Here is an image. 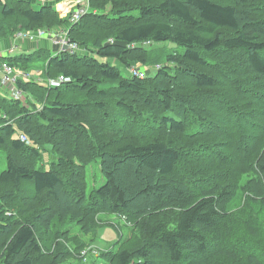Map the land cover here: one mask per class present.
<instances>
[{"label": "trees", "instance_id": "1", "mask_svg": "<svg viewBox=\"0 0 264 264\" xmlns=\"http://www.w3.org/2000/svg\"><path fill=\"white\" fill-rule=\"evenodd\" d=\"M89 1L98 12L70 31L87 54L3 58L69 81L53 96L18 79L27 105L0 93V264L85 260L110 226L118 240L98 253L108 264H264V0ZM37 5L0 0V40L13 25L68 22ZM137 63L160 66L127 72ZM97 160L106 180L88 195ZM102 213L120 214L130 234Z\"/></svg>", "mask_w": 264, "mask_h": 264}, {"label": "rangeland", "instance_id": "2", "mask_svg": "<svg viewBox=\"0 0 264 264\" xmlns=\"http://www.w3.org/2000/svg\"><path fill=\"white\" fill-rule=\"evenodd\" d=\"M58 1L60 3H62V5L65 6L62 16L65 17V19H68V22L62 26L50 27L48 25H45L44 27H40L38 29H33V30L23 28L21 26V24H19L17 27H14V25L10 26L9 27V29H10L9 35L0 40V62L3 59V55L1 53V51L8 50V49H16L17 47H23L24 43L26 41H30L35 46L42 47L43 49H46L47 52H49V51L54 52L55 50H57V51L61 50L62 51V49H60V47L57 45V36L61 33H67L71 37V33H70L71 27L75 24V21L71 20V18L74 17V13H75L74 11L76 9L81 10V9L87 8L88 10H91L93 12H98V10L95 7L85 6V3H87L88 0H58ZM89 3H90V1H89ZM37 6H40V5H37ZM99 30H102V29L100 28ZM26 33H30L31 37L26 38L25 36H23ZM112 39L113 38L111 37V38L107 39V41L112 42L113 41ZM46 45H48V46H46ZM150 46H151V48L156 49L154 51L155 53L160 52L161 51L160 49H164V51L165 50L171 51L174 47H176L172 43H152ZM74 49H81L80 53H82V54H87L88 53L87 50H89L84 45H79V44ZM178 50L182 51L183 48L178 47ZM18 52H19V50H18ZM96 57L100 61H104V62L106 61L103 58H100L98 56H96ZM163 58L164 57H162V55H160L158 60H156V62H161V64H160L161 66L164 65V63H165ZM134 65H138L139 67L134 66ZM160 65L150 63V65H148V66H143L142 63H137V64H132V66L126 70H127V72L131 73V72H133V67H138L140 71L146 70L145 71L146 75H150V74L155 75L157 72L156 68ZM39 70H42L45 72L46 68L42 67V69H37L36 67H33V69L31 71L26 72V70H21V69L12 67V70H11L9 76L12 77V73H18V78H17V82L15 85L17 88H18V86H17L18 79L21 78L22 80L28 81V80L24 79L25 76H28L30 78H31V76H33L35 79H41L42 82H44V83L46 82L44 85L49 87V84L47 82H50L51 80H47V78H44ZM26 73L30 74L31 76L27 75ZM5 75H6L5 70L3 69L2 66H0V93L3 95H6L7 93L11 92V87L2 83L1 78H4ZM53 87H54L53 88V96H54L58 92L56 89L57 86H53ZM60 89L62 91L64 90L68 94L71 93V92L67 91L69 89L67 87V85H62L60 87ZM24 104L27 105L26 103H24ZM47 148L50 149L51 147L47 146ZM49 156H50V151L45 153L46 159ZM52 160H56V158H54L53 155H52ZM6 167H7L6 153L4 151L0 150V171L5 169ZM46 167L48 168L47 165H46ZM119 173L123 174V170H120ZM105 180L106 179H105V175H104L102 168H101V165H100V160H97L96 162L91 163L87 168V182H88L87 194L89 195L90 192L94 188L100 187L102 184H104ZM136 203L138 205H143V201H141V200L136 201ZM148 204H150V203H148ZM100 217H101V219H103L105 221H109L113 224L114 223L118 224L119 230L123 234L124 238H126L130 234V231H131L130 225H128L126 223L124 217H122L120 214L102 213L100 215ZM73 233H79V234L83 235L79 226L73 227ZM83 237L86 240L91 238L90 235H87V236L83 235ZM117 240H118L117 231L114 228H112V226L107 227L102 232V235H99L96 238V240L94 241L92 246H89L92 248L87 247L88 249L87 248H86V250L84 249V251L82 252V256L85 257V260H84V258H80L79 256H76V258H74V259L72 258L71 261L67 264H108V261L105 258H103L102 256H95V255L97 253H100V252L108 249V248H111L113 246L114 242ZM116 248H118V247H116ZM81 259H83V260H81Z\"/></svg>", "mask_w": 264, "mask_h": 264}, {"label": "built area", "instance_id": "3", "mask_svg": "<svg viewBox=\"0 0 264 264\" xmlns=\"http://www.w3.org/2000/svg\"><path fill=\"white\" fill-rule=\"evenodd\" d=\"M37 1L39 3L44 4L50 0H37ZM85 6H89V0L87 3H85ZM64 8H65V6L62 5V3H59L57 6V9L59 10L61 16L64 12ZM74 12H75L74 17L71 18V20L75 21V23H76L80 20V18L82 16L87 14L89 12V10L87 8L81 9V10L76 9ZM23 36H25L26 38L31 37L30 33H26ZM57 45L60 47V49H62V51L61 50L60 51L55 50L56 53H62V52L76 53V52L81 50V49H74V48H76L78 43L75 42L74 40H72L70 35H68L67 33H61L57 36ZM13 51H14V49L7 50L6 55L12 53ZM1 53H2V55L5 54V52H3V51H1ZM0 66H2L6 72L5 77L1 78L2 83L11 87V96L18 98V99H24V96H23V93L21 92V90H19V88H17L15 86L16 82H17V78H18V73H12V77L9 76V74L12 70V66L9 65L7 62L1 61ZM48 80H51L50 82H47L50 86H59L62 83L68 82L69 78L60 76L58 78H49ZM20 137H21L22 141H25L27 143L30 142L29 139L24 134H21Z\"/></svg>", "mask_w": 264, "mask_h": 264}, {"label": "clouds", "instance_id": "4", "mask_svg": "<svg viewBox=\"0 0 264 264\" xmlns=\"http://www.w3.org/2000/svg\"><path fill=\"white\" fill-rule=\"evenodd\" d=\"M35 2H37L39 5H42V3H39L37 0H34ZM46 3H50V4H53V6L55 7V9L58 11V13H59V15L61 16V14H60V12H59V10L57 9V6H58V4L60 3L58 0H50V1H48V2H46ZM46 3H44V4H46ZM9 50V49H8ZM3 52H5V54L3 55V58L5 57V56H9V55H14V54H16V53H14L15 52V49H14V51L12 52V53H10V54H8V55H6V52H7V50H4ZM81 52V50L80 51H78V52H76V53H80ZM20 53H23V52H20ZM62 53H69V52H62ZM19 54V53H18ZM58 54H61V53H56V51H54L53 52V55H58ZM71 54H73V53H71ZM1 61H3V62H5L4 61V59H2ZM26 74H28V73H26ZM28 75H30V74H28ZM31 76V75H30ZM24 79H26V80H31V79H35L33 76H31V78L30 77H28V76H25V78ZM49 79V78H48ZM47 79V80H48ZM41 80V79H40ZM46 83V82H45ZM50 86V85H49ZM58 87V86H57ZM20 90V89H19ZM22 92V91H21ZM23 93V96H24V99H20L23 103H26V97H25V94H24V92H22ZM3 95V94H2ZM3 96H6V97H12L11 96V92H9V93H7L6 95H3ZM13 98H15V97H13ZM16 99H18V98H16ZM97 256H98V253L96 254Z\"/></svg>", "mask_w": 264, "mask_h": 264}, {"label": "crops", "instance_id": "5", "mask_svg": "<svg viewBox=\"0 0 264 264\" xmlns=\"http://www.w3.org/2000/svg\"><path fill=\"white\" fill-rule=\"evenodd\" d=\"M46 46H48V45H46ZM40 48H42V47L35 46L30 41H26L24 43V46L23 47H17L15 49V52L14 53L18 54L20 52H33V51H35L37 49H40ZM18 50H19V52H18Z\"/></svg>", "mask_w": 264, "mask_h": 264}]
</instances>
